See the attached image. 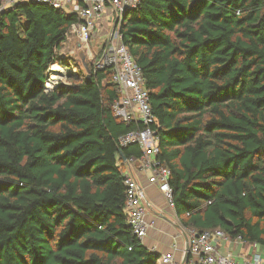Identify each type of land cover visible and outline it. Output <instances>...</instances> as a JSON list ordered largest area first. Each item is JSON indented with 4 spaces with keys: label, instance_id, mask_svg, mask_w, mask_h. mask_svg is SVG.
<instances>
[{
    "label": "trees",
    "instance_id": "16d2710c",
    "mask_svg": "<svg viewBox=\"0 0 264 264\" xmlns=\"http://www.w3.org/2000/svg\"><path fill=\"white\" fill-rule=\"evenodd\" d=\"M78 21L34 1L0 13V264L163 263L128 223L141 149L120 146L136 125L115 114L112 68L45 86ZM120 34L182 226L264 247V0H140Z\"/></svg>",
    "mask_w": 264,
    "mask_h": 264
},
{
    "label": "built area",
    "instance_id": "2783aa9c",
    "mask_svg": "<svg viewBox=\"0 0 264 264\" xmlns=\"http://www.w3.org/2000/svg\"><path fill=\"white\" fill-rule=\"evenodd\" d=\"M48 3L57 9L68 13H76L80 19L72 24L66 33V40L70 34L76 32L81 44L93 55L89 42L96 31V21H99L107 30L109 40L104 44V53L96 63L95 70L110 67L113 70L112 81L120 89V97L114 104L115 114L127 123L136 126L120 136V146L137 144L141 149L139 158L132 156L126 158L128 165L141 172H149V182L156 184L163 192L168 206L175 210L173 188L170 185V170L163 166L157 159L160 152V136L158 119L153 112L149 90L145 86L142 68L133 58L129 49L122 43L120 26L127 9L134 10L140 0H3L0 13L18 2ZM66 43V41L64 42ZM55 64V63H54ZM45 86L48 90L63 82L64 76L70 70L67 65L66 72L49 87L50 71ZM58 64V63H56ZM74 69L73 71H75ZM129 166V167H130ZM125 184L127 186L128 223L136 236L142 240L147 234L149 224L145 220L146 209L143 204V188L137 177L127 173ZM189 253L194 257L195 264H241L231 253L221 254L218 250L217 236L224 235L220 229L204 232L190 231ZM164 263L181 264L172 254L162 256ZM242 264H264V257L260 252H255L251 259H246Z\"/></svg>",
    "mask_w": 264,
    "mask_h": 264
},
{
    "label": "crops",
    "instance_id": "0c3cea01",
    "mask_svg": "<svg viewBox=\"0 0 264 264\" xmlns=\"http://www.w3.org/2000/svg\"><path fill=\"white\" fill-rule=\"evenodd\" d=\"M129 166L126 164L125 174L135 175L144 192L145 220L149 228L141 240L142 244L162 256L172 254L181 264H195L194 257L188 252L191 230L179 224L175 210L168 206L163 192L156 184L149 182L150 173ZM217 245L221 254L231 253L241 264L245 263L246 259H251L255 252H260L264 257L263 246L249 243L239 237L232 238L226 233L217 236Z\"/></svg>",
    "mask_w": 264,
    "mask_h": 264
},
{
    "label": "rangeland",
    "instance_id": "374dc122",
    "mask_svg": "<svg viewBox=\"0 0 264 264\" xmlns=\"http://www.w3.org/2000/svg\"><path fill=\"white\" fill-rule=\"evenodd\" d=\"M106 30L107 29L101 25L99 21H96V31L98 32L94 34L89 42L93 55L88 52V49L83 47L78 34L76 32L71 33L66 43H64L62 50L59 52V56L65 59V64L61 66L67 65L70 69L68 73L72 71L74 73L83 74L84 77L90 75L91 69H95L96 63L103 56L104 43L106 44L109 40V35ZM74 69L76 70L73 71ZM51 72L52 71H50V73ZM68 73L64 76L63 82L68 80ZM178 222L182 226L181 222Z\"/></svg>",
    "mask_w": 264,
    "mask_h": 264
},
{
    "label": "bare ground",
    "instance_id": "6f19581e",
    "mask_svg": "<svg viewBox=\"0 0 264 264\" xmlns=\"http://www.w3.org/2000/svg\"><path fill=\"white\" fill-rule=\"evenodd\" d=\"M51 71L49 87L53 86V84L61 77V75L66 72V68L59 64H54Z\"/></svg>",
    "mask_w": 264,
    "mask_h": 264
},
{
    "label": "water",
    "instance_id": "95a60500",
    "mask_svg": "<svg viewBox=\"0 0 264 264\" xmlns=\"http://www.w3.org/2000/svg\"><path fill=\"white\" fill-rule=\"evenodd\" d=\"M132 10H130V9H127L126 11H125V13H124V18L126 17V15L128 14V13H130ZM48 76H49V72H48ZM89 77V76H88ZM90 78V77H89ZM119 152H122L123 150H122V147H120L119 146ZM126 159V158H125ZM189 249L190 248H188V252H189Z\"/></svg>",
    "mask_w": 264,
    "mask_h": 264
}]
</instances>
